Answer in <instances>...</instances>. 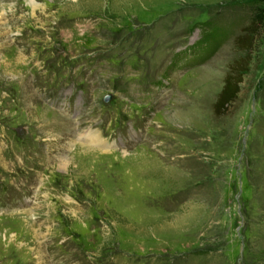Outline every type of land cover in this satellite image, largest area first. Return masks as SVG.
Listing matches in <instances>:
<instances>
[{"label": "rangeland", "instance_id": "374dc122", "mask_svg": "<svg viewBox=\"0 0 264 264\" xmlns=\"http://www.w3.org/2000/svg\"><path fill=\"white\" fill-rule=\"evenodd\" d=\"M243 1L0 0V264H264V29L168 71Z\"/></svg>", "mask_w": 264, "mask_h": 264}, {"label": "trees", "instance_id": "16d2710c", "mask_svg": "<svg viewBox=\"0 0 264 264\" xmlns=\"http://www.w3.org/2000/svg\"><path fill=\"white\" fill-rule=\"evenodd\" d=\"M234 7L240 11V18L229 23L226 20L215 21L212 24L204 22L202 25H205L203 27L207 32L202 34L198 41L186 45L176 53L168 65V71L171 73L201 66L225 42L233 40L240 57L230 63L224 75L222 88L213 104V113L216 116L225 115L237 101L244 76L249 72L253 53L263 36L261 31L264 29V0H247L235 4ZM161 77L168 80L169 74L164 72ZM156 84L162 86L160 82Z\"/></svg>", "mask_w": 264, "mask_h": 264}, {"label": "bare ground", "instance_id": "6f19581e", "mask_svg": "<svg viewBox=\"0 0 264 264\" xmlns=\"http://www.w3.org/2000/svg\"><path fill=\"white\" fill-rule=\"evenodd\" d=\"M82 136L83 135L80 134L78 136V138L80 137L81 140H83L84 142L88 143L89 145H85V146H88V148H90V149L93 146H96V145L97 146H101V145L105 146L104 142L99 138L98 134H96L95 132L93 133V132L87 131L86 132V135H85V139H83ZM90 149H88L89 152L93 151V150H90ZM65 162L66 161H63V163L61 164L62 169L65 168V166H66V163Z\"/></svg>", "mask_w": 264, "mask_h": 264}, {"label": "water", "instance_id": "95a60500", "mask_svg": "<svg viewBox=\"0 0 264 264\" xmlns=\"http://www.w3.org/2000/svg\"><path fill=\"white\" fill-rule=\"evenodd\" d=\"M109 100V96H107L106 98H104V101L107 102Z\"/></svg>", "mask_w": 264, "mask_h": 264}, {"label": "crops", "instance_id": "0c3cea01", "mask_svg": "<svg viewBox=\"0 0 264 264\" xmlns=\"http://www.w3.org/2000/svg\"><path fill=\"white\" fill-rule=\"evenodd\" d=\"M7 19V18H6ZM7 29V28H6Z\"/></svg>", "mask_w": 264, "mask_h": 264}]
</instances>
